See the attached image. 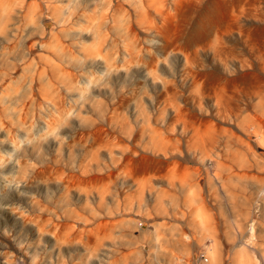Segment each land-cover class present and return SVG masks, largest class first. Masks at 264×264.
Masks as SVG:
<instances>
[{"label": "clouds", "instance_id": "1", "mask_svg": "<svg viewBox=\"0 0 264 264\" xmlns=\"http://www.w3.org/2000/svg\"><path fill=\"white\" fill-rule=\"evenodd\" d=\"M40 3L43 11L25 16L26 0H0V68L23 63L27 41L48 36L52 43H35L64 70L63 102H33L27 111L31 81L5 85L8 73L0 71V264H237L240 257L264 264V223L251 220L250 211L264 204V185L250 191L225 179L218 141H194L182 115L187 110L201 121L232 124L231 101L241 113L252 107L264 118L259 49L253 52L239 31L222 35L219 17L197 24L210 0ZM149 9L156 13L151 20ZM176 18L179 48L167 42ZM258 43L264 48V40ZM220 84L239 93L214 96ZM99 128L118 143L99 146ZM174 161L191 170L185 178L161 180L147 197L126 199L137 191L129 167L139 175ZM245 194L254 196L251 206ZM150 216L168 223H150ZM105 219L122 223L94 244L87 233L80 238L78 230L72 235L60 227L95 229ZM217 219L230 220L227 257Z\"/></svg>", "mask_w": 264, "mask_h": 264}, {"label": "bare ground", "instance_id": "2", "mask_svg": "<svg viewBox=\"0 0 264 264\" xmlns=\"http://www.w3.org/2000/svg\"><path fill=\"white\" fill-rule=\"evenodd\" d=\"M221 1L222 3L219 4L220 11L213 13V15L211 14L208 18L219 17L223 22V27L219 30L222 35L227 36L229 33L239 31L244 41L251 47V50L253 52H257V49H259L257 55L264 56V48H260V44L258 43V41L264 40V0H220V2ZM194 2L195 0H181L182 5L184 6ZM123 7L126 9L127 6ZM36 9L43 11V5L40 1L33 0L28 2L26 0L24 12L25 16H28L30 12L35 11ZM155 14L154 9H149L148 19L151 20ZM242 18L249 19V24L244 27L239 26L238 21ZM179 32L180 27L178 24V18L172 19L171 30L167 33V42L173 48H179V44L177 43ZM36 40H40L41 43H52L49 40V37L48 41L44 40V38L41 40L40 37H34L32 40L27 41L26 47L28 48V58L25 59L23 63H16L14 60L13 66L10 70L8 67L0 68V71L8 73V79H5L4 81L5 85L11 81H20L22 85H26L28 81H31V98L25 105V111H27L29 105L33 104V102L37 106H40L46 103L50 98L55 99L59 97V103H62L64 99L63 91L60 89V78L64 70L57 61L56 56L47 50H42L39 44L35 43ZM40 52L49 53V57L51 58ZM248 59H251V57H248ZM33 61L35 64H33ZM261 63H264V61H261ZM234 93L238 94L239 89L236 87L230 88L225 84L213 87L214 96L223 94L231 98ZM171 95V92L165 94V102ZM257 95H259V93H257ZM228 107L231 109V114L234 117V122L232 124H227L224 121H201L193 117L187 110H184L182 115L185 122L190 123V126L192 127L194 141L196 139H199L203 143L218 141L222 157L220 161L221 166L224 169H227L230 174L233 172L236 174L227 175L225 179L230 176L234 181H236L242 177L243 179L244 177L246 179L251 168L255 166V164H257V167L262 168L260 167L261 165H259L260 162L258 160L253 161L254 159H259L262 165H264V158H262L253 148V143H255L257 147L263 149V153H261V155L264 156V147L260 146L261 143H264V118L258 116L256 112L253 111L252 107H249L243 113H241L240 108H238L234 102L230 101ZM116 110L117 109H113L114 112H116ZM33 116H35V113H33ZM22 119L27 120V116L22 117ZM253 128L255 131H252ZM0 135L3 134L0 133ZM111 135L112 134L109 129L99 128L95 133L98 145L107 146L113 142L118 143V138L113 135L112 137ZM109 137L111 140H109ZM170 165L168 166L167 164L162 170L153 169L155 172H162L165 168H168V171H170V173L172 172V176L169 180L162 179L161 177L158 178L163 180L165 183L171 182L177 177L183 179L191 171L188 167L180 164L178 161H174L170 163ZM127 172L130 173L131 176L132 173H136V171L131 167L127 169ZM50 173L51 169H49V174ZM158 179H156V181H160ZM151 180L152 179L150 178L147 181H137L139 182H136L138 185L137 187L142 188V185L148 187V183L150 184ZM102 183L107 184L108 178H104ZM241 183L242 182H240V184ZM243 185L246 184L244 183ZM250 185H264V181H255ZM250 185L248 184L247 186ZM246 199L248 200V206H251V202L254 197H248ZM244 210H248V208L246 207ZM251 210L253 209L251 208L250 211ZM259 212L264 214V204L259 206ZM253 217L255 216L251 212V220L254 221V219H252ZM201 218H203V215ZM105 224L106 223H103V225L97 228L100 233V236L97 235L98 237H101L102 234L104 235V233H106ZM237 264H245L244 258L240 257Z\"/></svg>", "mask_w": 264, "mask_h": 264}, {"label": "rangeland", "instance_id": "3", "mask_svg": "<svg viewBox=\"0 0 264 264\" xmlns=\"http://www.w3.org/2000/svg\"><path fill=\"white\" fill-rule=\"evenodd\" d=\"M28 2L29 1H33V0H27ZM38 1H40V0H38ZM222 3V1L220 2V0H210V3H209V6L208 7H206L205 8V11H204V13L202 14V18H201V20L200 19H198V21H197V24H200L201 23V21H202V19L203 18H206V17H210V15L212 14L213 15V13H216V12H219L220 11V5L219 4H221ZM209 11V12H208ZM207 12H208V14H207ZM150 13V12H149ZM206 14V15H205ZM46 23H47V21H46ZM44 40H46V41H48V36H45L44 37ZM38 51V50H37ZM40 53H43V52H40ZM45 56H48L49 57V53H47V52H44L43 53ZM42 54V55H43ZM46 54H48V55H46ZM43 55V56H44ZM49 58H51V57H49ZM119 111V109H117L116 110V112H118ZM251 112V111H250ZM252 113V112H251ZM112 136V135H111ZM110 136V137H111ZM114 136V135H113ZM112 136V137H113ZM109 137V138H110ZM111 137V138H112ZM111 138L109 139V140H111ZM251 139H252V137H251ZM253 148H254V150L257 152V153H259L260 154V156L262 157V158H264V156H262L261 155V153H263V149L262 148H259V147H257L256 146V144L255 143H253ZM261 159V158H260ZM255 160H258L260 163H259V165H261L260 167H262V168H259V167H257V164H255V166H253L252 168H251V170H250V172H249V175L246 177V179H245V177H244V179H243V177L242 178H239L238 180H236V181H239V182H242L241 184L243 185L244 183L246 184V185H250V184H252V182H255V181H259V182H263L264 181V165H262V163H261V161L259 160V159H254L253 161H255ZM170 164H168V166H169ZM171 166V165H170ZM168 168H165L162 172H155V170H144V171H141L140 173H139V175H137L136 173H132V178L137 182V181H140V180H142V181H144V180H148V179H152L151 180V182H150V184L148 183V187L147 186H143L142 185V188H138L137 187V191L136 192H134V193H131V194H129L127 197H126V199L128 200V201H132V200H135V199H137L138 197H139V195H140V193L141 192H143L144 193V195L147 197L149 194H150V189L153 187V186H155L159 181H156V179H158V178H162V179H165V180H169V178H171V176H172V172L170 173V171H168ZM196 171H200V169H196ZM130 176H131V174L130 173H128ZM227 175H236V174H234V172L232 173V174H230L229 172H227V174L225 175V177L227 176ZM157 177V178H156ZM241 179V180H240ZM158 180H160V179H158ZM161 181V180H160ZM141 182V181H140ZM202 182V181H201ZM137 183H139V182H137ZM136 183V184H137ZM165 183V182H164ZM166 184V183H165ZM138 186V185H137ZM244 186V185H243ZM252 185H250V187H251ZM141 187V186H140ZM161 187H163V185H161ZM165 191H166V189H165ZM250 191H251V188H250ZM122 196H123V194H122ZM249 196H248V194H245V198H248ZM252 197H254V196H252ZM250 198V197H249ZM252 203V202H251ZM253 210H251V212L253 213V215L255 216V217H253L252 219H254V221H260V222H262V223H264V214H261V212H259V211H257V209L255 208L254 209V207H251ZM257 212V213H256ZM260 215V216H259ZM262 215V216H261ZM203 220H207V216H206V214L205 215H203V218H202ZM148 220H149V222L150 223H154V224H156V225H159V226H165V225H167V223H168V220H166L164 217H160V216H150V217H148ZM217 222H218V220H217ZM216 222V223H217ZM224 222V226H225V230H224V235H225V237H226V235H227V233H228V230H229V222H230V220H228V219H226V220H224L223 221ZM103 223H106L105 225H106V229H105V232L106 233H104V235L105 234H107L110 230H111V228H113V227H115L117 224H119V223H122V220H118V219H111V220H109V219H105V220H103V221H101V222H99L96 226H95V229H93L92 228V226L91 225H89L87 228H85L84 226H82V225H77V224H72V223H69V224H64V225H61L60 227H61V229L62 230H71V234L72 235H77V230H78V234H79V237L80 238H83V237H85V233H87V238H89L90 239V242H92L93 244L95 243V242H97L98 240H99V238L100 237H98V236H100V233H99V231L97 230V228L98 227H100L101 225H103ZM145 227H147V224L145 225ZM83 231H82V230ZM89 230V231H88ZM97 230V231H96ZM96 233V234H95ZM134 236H139L140 235V233L139 232H133L132 233ZM98 235V236H97ZM102 236H103V234H102ZM225 240L227 241V239L225 238ZM230 250H231V246H230ZM122 252H123V254L125 255V256H127V254H128V252H127V249H123L122 250ZM224 255L227 257V256H229L230 255V253L228 252V251H225L224 252ZM225 264H227V260H225Z\"/></svg>", "mask_w": 264, "mask_h": 264}, {"label": "crops", "instance_id": "4", "mask_svg": "<svg viewBox=\"0 0 264 264\" xmlns=\"http://www.w3.org/2000/svg\"><path fill=\"white\" fill-rule=\"evenodd\" d=\"M217 220H218V222L216 223V231L218 233V238H220V242L224 246V252L228 251L230 253L231 252L230 245L225 240V235H224V230H225L224 222L219 220V219H217Z\"/></svg>", "mask_w": 264, "mask_h": 264}]
</instances>
